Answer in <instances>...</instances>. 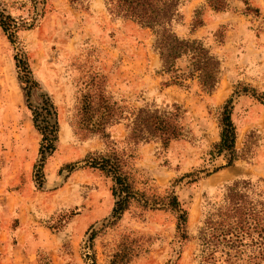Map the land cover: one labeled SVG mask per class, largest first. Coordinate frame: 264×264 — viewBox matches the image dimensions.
Segmentation results:
<instances>
[{"label":"rangeland","instance_id":"rangeland-1","mask_svg":"<svg viewBox=\"0 0 264 264\" xmlns=\"http://www.w3.org/2000/svg\"><path fill=\"white\" fill-rule=\"evenodd\" d=\"M107 1L0 0L2 19L17 27L13 43L0 28V264H209L199 232L209 209H227L225 189L249 184L243 204L264 209V0H225L220 11L206 0L182 1L174 33L201 41L220 61L211 93L195 81L172 84L151 33L111 15ZM195 16L202 25L192 31ZM231 96L236 159L226 166L227 153L215 146ZM84 98H104L119 113L107 139L86 132L95 118L82 109ZM45 99L57 131L38 174L32 111L41 127ZM150 105L180 108L181 138L166 146L127 139L125 117ZM111 153L138 193L157 201L173 193L184 238L181 213L159 206L133 203L111 218L112 182L85 165L87 156Z\"/></svg>","mask_w":264,"mask_h":264},{"label":"trees","instance_id":"trees-1","mask_svg":"<svg viewBox=\"0 0 264 264\" xmlns=\"http://www.w3.org/2000/svg\"><path fill=\"white\" fill-rule=\"evenodd\" d=\"M70 1L80 3L81 0ZM182 1L108 0L106 6L108 12L114 17L130 21L140 29L151 33L152 47L160 60V72L168 75L172 84L181 85L185 81H195L203 92L211 93L219 82L220 61L201 41L180 39L174 33L173 26L181 19L179 8ZM206 1L214 11H220L226 7L225 0ZM201 25L202 21L195 16L191 30ZM0 28L9 42L13 43L11 36L17 31L15 23L4 22L0 15ZM22 71L25 76L30 75L26 64L23 65ZM232 100L231 96L222 107L219 143L215 146L217 153H227L226 166H230L236 159L235 128L230 119ZM81 103L83 110L91 112L89 119L95 118L91 129L88 128L86 132L107 139L106 128L120 119L113 104L104 98H98L96 101H88L84 98ZM41 110L45 114L44 124L41 127L37 124V112L32 111L34 127L41 136L40 159L36 167L39 170L38 174H41L46 156L54 151L57 131L56 116L49 99L42 101ZM125 120L128 122L127 139L133 143L157 141L166 146L170 141L177 140L183 135L180 124L181 111L177 105L163 111L152 105L145 106L136 113H131L130 117H125ZM85 165L99 170L112 182L111 195L114 205L111 218L118 220L133 203L141 209H155L159 206V208L181 213L177 217V230L180 231V237H185V214L182 209H178V202L173 193L157 201L135 191L128 172L124 170L125 162L115 153L97 157L87 156ZM248 187L249 184L245 182L232 183L225 189L224 199L227 209H209L206 213L202 222L203 228L199 232L202 262L264 264V209H249L243 204V193ZM243 250L250 252L247 260L240 258Z\"/></svg>","mask_w":264,"mask_h":264}]
</instances>
